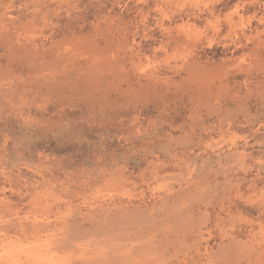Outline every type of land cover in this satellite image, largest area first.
<instances>
[{"label":"rangeland","instance_id":"rangeland-1","mask_svg":"<svg viewBox=\"0 0 264 264\" xmlns=\"http://www.w3.org/2000/svg\"><path fill=\"white\" fill-rule=\"evenodd\" d=\"M0 264H264V0H0Z\"/></svg>","mask_w":264,"mask_h":264}]
</instances>
